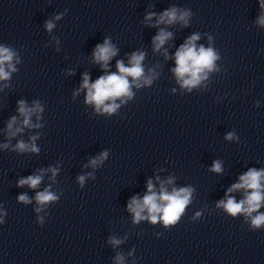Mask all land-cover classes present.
<instances>
[{
  "label": "clouds",
  "instance_id": "9594fccd",
  "mask_svg": "<svg viewBox=\"0 0 264 264\" xmlns=\"http://www.w3.org/2000/svg\"><path fill=\"white\" fill-rule=\"evenodd\" d=\"M260 6L264 9V0H260ZM191 13L187 10H180L177 8H171L159 15L156 20V24H173L177 21L182 22L185 26L188 23V18ZM155 16V13H149L146 15L145 20L151 21ZM59 19V17H57ZM257 23L264 26V15H261ZM54 24L49 21L46 23V28L51 31ZM171 33L160 30V32L153 38L154 51H159L160 48L171 38ZM199 34H193L189 37L183 45L175 53L176 67L172 69L177 81L181 84V87L187 88L189 91L198 86L202 81L207 79L208 73L215 69V61L219 59L217 52L212 48H205L196 45V41L199 40ZM118 50L111 44L109 39H105L103 44H98L93 52V60L95 63H99L103 68L107 69L109 61L117 55ZM16 53L7 47L0 46V80H8L11 72L16 71L12 61ZM145 54L143 52H134L129 58V64L126 66L123 61L116 62L117 72L109 73L107 75L99 77L95 82H89V76L84 74L83 82L81 84L82 89L87 90L86 103L93 104L97 112L114 113L118 109L119 105L115 103L117 98L127 97L131 99L133 93L131 88L133 85L139 88L141 87L140 81H143L144 85H150L153 79V75L145 76L144 68L142 67V61ZM7 65V69H5ZM129 77L132 78L130 83ZM109 101L110 103H106ZM123 103V100L121 101ZM42 111L38 103H34V106L29 108L26 106L25 101H18V112L23 117L22 125L24 127H33L30 124V117L33 113ZM17 123L16 117H12L7 124L9 136H15L17 133L23 130V127L13 126ZM35 139V138H33ZM226 139H233V135L229 133ZM7 147V145H4ZM16 150L20 152L32 151L37 152L35 144H26L20 141L16 145ZM107 153H101L100 157L90 161V164L96 166L104 158ZM53 176L56 174V170L52 169ZM211 171L216 173L222 172V165L219 161H214ZM79 182L83 184L85 177L78 178ZM42 180V176L34 175L22 178L18 181V186L28 187L35 189L38 187ZM168 183H172L171 179ZM147 193L142 199L134 196L128 204V211L133 213L134 222L138 223L141 220H149L151 223L156 224L162 222L164 226L175 225L182 214L185 211L187 205L191 202L193 189L190 187L179 188L171 192L166 191L163 183H161L159 194L154 191L152 181L147 183ZM243 189L245 191L244 199L237 202L234 197L228 195V193ZM226 199L220 200L217 203V207L223 208L229 215L235 217L238 214H243L247 219L251 221V227L253 229H259L264 225V213H259L258 210L264 203V169L257 170L250 168L246 173L239 177V182L233 184L228 192L225 194ZM38 205H45L50 201L57 199L56 195L45 189L43 192H38L35 197ZM20 202L28 203V197L26 194H22L18 197ZM40 209L37 208V211ZM147 212V215L144 213ZM253 213H257L253 215ZM200 213H197L198 217ZM114 246L121 243L120 240L112 239L110 241ZM117 261H122V257L117 256Z\"/></svg>",
  "mask_w": 264,
  "mask_h": 264
}]
</instances>
